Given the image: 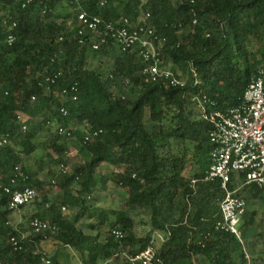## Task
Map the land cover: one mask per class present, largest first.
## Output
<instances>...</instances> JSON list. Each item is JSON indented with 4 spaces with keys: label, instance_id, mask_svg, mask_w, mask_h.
Instances as JSON below:
<instances>
[{
    "label": "trees",
    "instance_id": "obj_1",
    "mask_svg": "<svg viewBox=\"0 0 264 264\" xmlns=\"http://www.w3.org/2000/svg\"><path fill=\"white\" fill-rule=\"evenodd\" d=\"M27 1L0 0V47L4 44L0 51V142L8 140L0 147L2 263L41 264L47 256L42 242L49 240L57 248L51 264H74L75 260L129 264L130 257L150 247L157 250L159 262L155 264H264V231L241 243L236 236L216 230L223 220L225 191L220 180L205 181L213 128L194 101L202 93L223 113L242 103L251 81L264 67V0H186L178 6L170 0H109L104 7L99 0H80L91 17L110 23L129 19L156 30L161 68L172 62L189 71L187 83L177 87L146 82L145 60L116 48L111 51L116 54L114 68L106 79L98 71L79 67L77 61L87 48L77 38L78 28L72 22L76 17L69 14L70 22L51 21L55 9L67 0H32L24 7ZM10 35L15 37L11 47L7 44ZM62 47L66 49L63 59ZM192 65L197 76L191 72ZM60 72L54 84H43ZM66 90L77 100L64 99ZM62 109L69 114L65 116ZM23 116L29 120L23 122ZM38 118L35 132L24 130ZM54 123L64 129L73 123L88 125L102 133L94 142L85 143V131L72 130L67 139L78 140L90 157L63 174L61 193L49 204L47 186L57 178L56 172L49 170L46 181L41 180L24 163L39 147L37 133ZM56 132L55 156L49 155L50 161L66 167L69 149ZM18 167L38 196L12 210L11 197L4 189L18 176ZM102 168L111 174L99 181ZM111 181L128 198L125 209L116 213L110 236L102 241L99 231L110 224V212L90 208L88 200L100 183L101 191H106ZM235 184L232 181L230 188ZM246 193L257 198L264 194V187L250 186L241 195L247 198ZM63 207L77 211L72 220L62 213ZM19 211L30 222L35 218L49 221L54 232L36 234L30 228L24 249L16 251L11 239L24 232L15 223ZM83 219L94 221L86 226L97 235L79 227ZM250 225L243 222L242 231ZM113 229L121 230L124 238L118 241L111 236ZM206 235L210 236L205 239Z\"/></svg>",
    "mask_w": 264,
    "mask_h": 264
},
{
    "label": "built area",
    "instance_id": "obj_2",
    "mask_svg": "<svg viewBox=\"0 0 264 264\" xmlns=\"http://www.w3.org/2000/svg\"><path fill=\"white\" fill-rule=\"evenodd\" d=\"M67 1L70 4V14L76 17L72 22L78 28L77 38L82 48H87L93 52L105 50L108 53L116 48L121 54L137 53L138 57L147 63L143 70L146 82L162 81L173 87L183 86L187 83L181 82L166 67L161 68L162 61L155 46L156 30L147 26H137L129 19L110 23L99 17H91L81 8L80 0ZM30 3L32 0H28L24 7ZM108 4L109 0H99L100 7ZM43 14H47V9L43 10ZM194 24H198L197 19ZM14 41L13 35L8 36L7 44L9 47L14 44ZM61 41L64 39L61 38ZM61 52H63V47L60 49V58ZM191 72L197 76L194 65L191 66ZM61 74L62 72L47 78L43 84L49 87L56 82ZM75 91L76 87L72 89V92ZM63 97L66 100H77V97H71L70 90L64 91ZM194 101L197 104V111L213 128L210 135L213 146L211 165L206 173L205 181L220 180L225 191V197L221 203L223 220L217 224L216 230L232 234L241 243H244L245 239L241 226L248 211V201L241 193L250 186L264 187V67L261 68L259 75L251 81L242 103L228 113L215 110V105L211 104L202 93L196 95ZM62 113L65 116L69 114L66 109H62ZM83 127L85 143L94 142L102 133L92 131L88 125ZM24 130H27V126H24ZM72 130L74 129L71 127L69 129L59 127L58 135L71 138ZM7 142V138H3L0 147ZM60 168L62 174L68 173L64 165ZM16 171L18 176L13 179L11 186L4 189L5 194L11 197L9 208L12 210L34 202L38 196L37 191L28 184L29 178L21 168H16ZM232 181L236 184L230 188ZM195 182L193 181V184ZM62 211L66 212L67 209L63 207ZM30 228L36 234L54 232L49 221L40 218L33 219L30 222ZM111 236L119 241L124 238V233L121 230L113 229ZM209 236L206 235L205 239ZM27 238L25 234H21L19 238L13 237L11 243L14 249L22 251ZM246 258L250 260L248 254ZM156 261L159 262L157 250L153 247L129 258V264H155ZM0 264H3L1 260ZM41 264H51V259L44 256Z\"/></svg>",
    "mask_w": 264,
    "mask_h": 264
},
{
    "label": "rangeland",
    "instance_id": "obj_3",
    "mask_svg": "<svg viewBox=\"0 0 264 264\" xmlns=\"http://www.w3.org/2000/svg\"><path fill=\"white\" fill-rule=\"evenodd\" d=\"M51 1V0H48ZM175 5H181L186 0H170ZM70 14V4L67 1L61 2L59 7L55 9L53 17L51 18L52 22H63L69 20ZM5 16V15H2ZM186 34V33H185ZM184 35V33H182ZM4 45V44H3ZM1 44L0 51L3 47ZM65 48H63V52H61V59L65 56ZM116 59V54L109 53L108 55H104L101 52H93L91 50H86L85 52L81 53L77 65L82 68L95 70L101 73L102 77L106 79L109 75H111L114 63ZM167 69L172 71L175 76L184 84L188 81L189 78V71L188 70H180L174 65L172 62H169L167 65ZM29 118L27 116H23V122L28 121ZM41 118L38 120H34L31 122V125L27 127V131L35 132L36 127L40 123ZM59 124L54 123L50 126V128H46L43 131L37 133L36 136V144L39 146L37 151L29 158L25 160L24 166L26 169L32 173L37 174L38 178L41 180H45L49 170L56 172L57 178L52 181V184L47 186V198L49 204H52L56 201V197L61 193L60 185L63 181V174L61 172L60 166L55 165L53 162L50 161L49 155L55 156L54 150L52 148L53 144L57 139V132ZM72 129H84L83 126L77 125L73 123L71 125ZM62 143L66 145L69 149L68 154L66 155V168L68 172L74 170L77 165L84 164L89 160L90 155L87 151L83 150L81 143L75 139V142H72L70 139L62 137ZM111 174V170L107 168H102L100 170L97 179L100 181L102 177H109ZM46 181V180H45ZM103 185L102 183L99 184V190L95 194H92L89 198L88 206L92 209H103L110 212L111 215V222L109 225L103 227L99 232L102 236V241H106V239L110 236V231L112 226L116 221V213L120 210H124L126 207L127 201V193L121 188L120 185L111 181L108 183L107 190L101 191ZM246 199L248 201V211L247 215L244 218V222L250 223V227L243 231L244 239L246 237L253 236L257 233H261L264 231V194L253 198L249 196V194H245ZM62 213L67 215L70 220L75 217L77 211L66 212ZM15 223L22 227L23 233L26 237H31L30 231V219L25 218L23 211L17 212L15 215ZM90 223H94L93 220L83 219L79 222V227L83 229L87 234L90 235H97L98 232L92 231L87 228L86 225ZM42 248L47 253L48 258H52L56 252V246L53 242L46 240L42 242ZM207 261L210 262L209 257H207ZM211 263V262H210ZM74 264H80L79 261L75 260Z\"/></svg>",
    "mask_w": 264,
    "mask_h": 264
},
{
    "label": "crops",
    "instance_id": "obj_4",
    "mask_svg": "<svg viewBox=\"0 0 264 264\" xmlns=\"http://www.w3.org/2000/svg\"><path fill=\"white\" fill-rule=\"evenodd\" d=\"M157 236H158V237H160V238L162 237V236H161V235H159V234H157Z\"/></svg>",
    "mask_w": 264,
    "mask_h": 264
}]
</instances>
